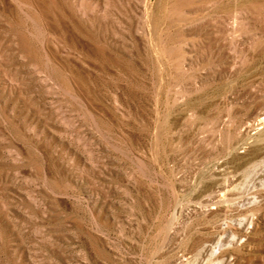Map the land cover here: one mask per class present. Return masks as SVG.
<instances>
[{
	"label": "rangeland",
	"instance_id": "1",
	"mask_svg": "<svg viewBox=\"0 0 264 264\" xmlns=\"http://www.w3.org/2000/svg\"><path fill=\"white\" fill-rule=\"evenodd\" d=\"M0 264H264V0H0Z\"/></svg>",
	"mask_w": 264,
	"mask_h": 264
}]
</instances>
